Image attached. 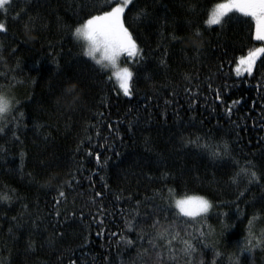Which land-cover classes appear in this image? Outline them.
<instances>
[{"label": "trees", "instance_id": "obj_1", "mask_svg": "<svg viewBox=\"0 0 264 264\" xmlns=\"http://www.w3.org/2000/svg\"><path fill=\"white\" fill-rule=\"evenodd\" d=\"M221 1L132 0L129 96L74 35L115 0L0 12V264H264V54L237 75L254 22Z\"/></svg>", "mask_w": 264, "mask_h": 264}, {"label": "snow or ice", "instance_id": "obj_2", "mask_svg": "<svg viewBox=\"0 0 264 264\" xmlns=\"http://www.w3.org/2000/svg\"><path fill=\"white\" fill-rule=\"evenodd\" d=\"M11 2L12 0H0V12L5 11ZM107 2L112 3V0H107ZM131 2L132 0H115V7L101 15L91 16L74 33L77 39L82 38L87 41L88 47L84 52L85 56L91 58L97 65L114 69L112 75L118 81L119 89L125 96L131 94L130 81L132 72L128 67H119V58L122 55L130 58L136 57L140 52L136 42L132 39L131 34L122 21L125 8ZM231 12L239 13L244 17H251L255 22V39L264 41V0H227V2L218 3L206 23L209 25L220 24L223 18ZM4 30L5 25L0 23V31ZM98 53L100 54L99 59H97ZM261 54H264V47L253 49L248 52L247 56H242L236 67L237 75H241L243 72L251 74L253 65ZM105 61H107V64L104 63ZM11 108V100L0 92V118H3ZM97 159H99L98 156ZM250 175L253 180L257 179L255 172H251ZM63 195L61 193V196ZM175 207L179 210L180 215L195 219L206 213L210 208V204L202 197H187L175 201ZM160 235L163 238V234ZM177 236L178 233L172 237V240H176ZM253 238L250 233L249 245L252 244ZM128 243L130 244L132 241L129 240ZM171 243L172 241H169V244ZM184 243L186 244L185 255L195 251L193 245L187 241ZM261 243L262 241L257 239L255 245L252 246L259 247ZM246 250L250 251L251 249L248 248ZM189 264H191V261H189Z\"/></svg>", "mask_w": 264, "mask_h": 264}, {"label": "rangeland", "instance_id": "obj_3", "mask_svg": "<svg viewBox=\"0 0 264 264\" xmlns=\"http://www.w3.org/2000/svg\"><path fill=\"white\" fill-rule=\"evenodd\" d=\"M224 2H227V0H223V1H221V2H219V3H224ZM218 4V3H217ZM217 4H215L214 6H213V8L210 10V12H209V15H208V17H207V20L209 19V17H210V15H211V13H212V11L215 9V7H216V5ZM116 5H114L113 7H115ZM111 10V9H110ZM109 10V11H110ZM103 14V13H102ZM254 22V21H253ZM82 25H80L79 27H81ZM254 38H255V22H254ZM81 40L84 42V44H85V47H86V49H87V47H88V44H87V41H85V40H83L82 38H81ZM256 40V39H255ZM258 41V40H257ZM260 47H264V41H258V43L254 46V47H252L249 51H251V50H253V49H256V48H260ZM248 51V52H249ZM248 52L246 53V54H244L243 56H247V54H248ZM242 57V56H241ZM241 57H239L238 59H237V62L234 64V68H235V71H236V67H237V64H238V61H239V59L241 58ZM100 58V54L98 53L97 54V59H99ZM125 59H130V57H127L126 55H122L120 58H119V61H118V64H119V67H121V68H123V67H128L129 68V66L127 65V64H125L124 62H123V60H125ZM105 64H107V61H105L104 62ZM254 66V65H253ZM107 69H109L110 70V73L112 74L113 73V71H114V69H112V68H110V67H108ZM129 70H130V68H129ZM114 80H115V82H116V84H117V86H118V81L115 79V77H114ZM118 88H119V86H118ZM187 197H202L203 199H205V200H207L208 202H209V204H210V208H211V203H210V201L206 198V197H204V196H201V195H188V196H178V197H175L174 199H173V205H174V207H175V201H177V200H180V199H184V198H187ZM176 208V207H175ZM209 208V209H210ZM177 209V208H176ZM208 209V210H209ZM178 210V209H177ZM179 211V210H178Z\"/></svg>", "mask_w": 264, "mask_h": 264}]
</instances>
